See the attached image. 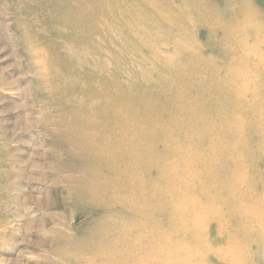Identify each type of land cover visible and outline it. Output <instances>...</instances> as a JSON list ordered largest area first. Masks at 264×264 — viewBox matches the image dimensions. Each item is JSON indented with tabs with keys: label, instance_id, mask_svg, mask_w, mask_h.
<instances>
[{
	"label": "rangeland",
	"instance_id": "obj_1",
	"mask_svg": "<svg viewBox=\"0 0 264 264\" xmlns=\"http://www.w3.org/2000/svg\"><path fill=\"white\" fill-rule=\"evenodd\" d=\"M171 1L169 6L165 0H0V264H132L135 239L147 242V250L153 238L146 221L140 226L141 237H123L121 226L130 230L134 220L123 209H112L111 215L95 202L104 198L111 207L117 199L128 200L131 190L111 184L112 171L92 158L93 151L108 167L121 163L126 169L135 168L130 157L121 159L126 147L117 141L121 130L116 113L126 108L135 110L138 119L144 113L152 127L171 129L173 138L183 142L186 157L189 140L170 119L171 87L181 82L184 62L190 56L203 57L204 64L223 69L231 53L240 54L237 46L245 37L235 39L234 35L223 41L221 31L199 28L196 0ZM237 4H232L235 9ZM180 6L184 16L178 13ZM252 11L263 28V40L264 0H253ZM204 12L202 24L210 16L208 10ZM139 31L146 32L148 42L139 38ZM72 37L80 46L69 44ZM120 54L118 70L102 69L104 59ZM135 55L145 60L138 61ZM165 59L179 63L169 66ZM204 68L198 66L196 74L205 77L193 95L199 103L208 104L205 91H215ZM263 69L256 68L259 76ZM144 75L153 82H144ZM188 82L196 83L194 79ZM152 84L159 88V95L153 93ZM135 90L134 102H120L121 91L131 94ZM79 101L87 111L85 121L75 105ZM110 103L116 104L114 111L107 106ZM159 113L165 117L152 118ZM150 129L139 130V148L128 149L129 156H144L158 138L159 132ZM129 140L128 147L132 145ZM114 175L118 182H126L122 173ZM206 182L203 176L197 177L198 194L206 191ZM209 203L213 218L215 208L222 206L217 196ZM136 208L140 213V204ZM106 223L103 236L100 228ZM210 228L209 240H214L215 228ZM174 231L168 230L157 240H177ZM257 245L250 264H259L257 258L263 254L262 243ZM212 264L222 262L213 259Z\"/></svg>",
	"mask_w": 264,
	"mask_h": 264
},
{
	"label": "bare ground",
	"instance_id": "obj_2",
	"mask_svg": "<svg viewBox=\"0 0 264 264\" xmlns=\"http://www.w3.org/2000/svg\"><path fill=\"white\" fill-rule=\"evenodd\" d=\"M165 2L169 6L172 5L171 0ZM196 2L200 4L196 16L200 29L215 33L221 31L223 41L230 40L234 35L235 39L238 35H245L238 46L236 45L240 54L229 52V61L223 69L214 64H204L205 58L196 55L190 56L184 62L181 82L171 87L173 92L167 105L173 113V116H170L172 124L180 127L186 140H189L185 145L186 157L182 150L183 142L173 138L171 129L152 127L144 113L140 119L135 118V110L127 111L124 108L119 115L116 113L121 130L117 141L120 146L126 147L121 153V159L130 157L135 168L126 169L121 163L108 167L105 159L97 155L96 150L93 151L92 158L105 167V170L107 168L106 171H112V185L131 191L128 200L117 199L111 207L107 206L104 198H95V202L100 207H105L111 215L112 209H123L130 220H134L135 226L130 227V230L126 229V225L121 226L125 232L123 237L137 238L138 234L141 237V224L145 221L149 224L153 239L147 250H144L147 242L140 239L132 242V250L136 256L132 264H212L213 259L222 264H250L255 258L253 247L259 248V243L263 245V254L257 259L259 264H264V74L259 76L256 71V68H264V38L260 40L263 28L258 26L256 12L252 11L253 0ZM236 2L238 9L232 5ZM203 4L205 10L202 9ZM207 10L210 16H206V21L202 24L205 19L204 11ZM178 13L185 15L182 6L178 8ZM157 15L164 21L167 20L162 13L158 12ZM234 21L237 23L232 24ZM145 35L146 32H138L139 38L148 42ZM69 44L80 46L74 37ZM175 50L174 48L172 51ZM122 57L123 54H120L104 59L102 69L114 70ZM135 59L142 61L144 57L135 55ZM133 60L132 58L131 61ZM244 61L252 63L247 65ZM177 63L179 60H166V65L169 66ZM199 65L209 69L207 77L214 83V88L211 87L213 92L215 91L213 94L210 89L205 91L210 99L208 104L203 101L199 103L193 95L197 92L196 88L201 89L205 77L196 74ZM146 75L142 80L147 84L153 82ZM191 79L196 81L193 86L188 82ZM152 90L154 94H160L155 84H152ZM124 92H120L123 93L120 95V102H134L137 90L131 94ZM120 102L118 104H121ZM75 105L80 107L81 119L85 121L87 111L84 103L79 101ZM107 106L114 111L116 104L110 103ZM163 116L159 113L152 118L156 120ZM184 120H189L188 124H185ZM144 127L151 128V131L156 129L159 132L158 138L145 149V153H142L144 156H129L128 149L139 148L141 138L138 132ZM97 128L98 126L91 127L93 130ZM129 137L132 139L129 140L132 145L128 147L126 140ZM192 166L197 167L191 168ZM138 170H141L142 178H139ZM116 171L126 177V182H118L114 175ZM199 176L208 180L206 191L200 194L195 188ZM157 186H160L159 191L155 190ZM180 189L185 191L182 193ZM216 196L218 205L222 208H215L212 218L211 211L214 208L209 202L215 201ZM138 204L140 213L135 209ZM146 207L148 210H145ZM224 208L226 211L222 214ZM150 210L154 211L153 216ZM191 213L196 217L191 216ZM208 214L212 219H208ZM106 225L107 223L100 228L103 236ZM211 225L215 228L214 240H209L208 236L211 233ZM174 229L177 240H157L159 235L163 236L168 230ZM157 256L159 260L155 259Z\"/></svg>",
	"mask_w": 264,
	"mask_h": 264
}]
</instances>
